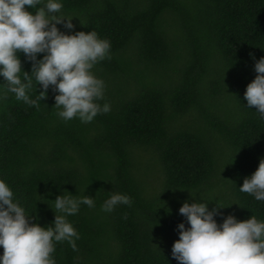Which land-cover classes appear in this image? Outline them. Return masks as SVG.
Returning a JSON list of instances; mask_svg holds the SVG:
<instances>
[{
  "label": "trees",
  "instance_id": "obj_1",
  "mask_svg": "<svg viewBox=\"0 0 264 264\" xmlns=\"http://www.w3.org/2000/svg\"><path fill=\"white\" fill-rule=\"evenodd\" d=\"M62 3L74 28H58L110 41L92 69L110 111L65 121L51 87L38 99L39 82L28 92L36 105L0 99V179L32 221L49 224L63 190L94 196V207L68 216L80 236L75 249L55 242L56 264H181L171 244L177 222L188 226L177 211L184 200L264 220V201L239 190L264 157V118L243 96L264 55V0ZM112 191L132 203L103 211Z\"/></svg>",
  "mask_w": 264,
  "mask_h": 264
},
{
  "label": "clouds",
  "instance_id": "obj_2",
  "mask_svg": "<svg viewBox=\"0 0 264 264\" xmlns=\"http://www.w3.org/2000/svg\"><path fill=\"white\" fill-rule=\"evenodd\" d=\"M62 7V0H0V99L10 92L17 100L36 105L28 92L33 82L35 87L39 82L38 99L51 87L58 117L65 121L77 117L87 123L98 113L110 111L107 101L99 102L105 84L92 69L110 56L111 44L92 29L66 32L58 28V24L74 28L73 16L62 13ZM18 52L31 61L30 71L22 68ZM38 53L42 54L39 58ZM253 68L255 75L243 96L247 107L254 106L264 118V55L254 59ZM239 190L264 201V157L243 178ZM13 196L10 186L0 179V264H56L55 242L67 241L75 249L80 236L68 216L77 213L81 204L95 206L94 196L77 197L63 190L52 199V221L41 225L32 221ZM119 203L130 205L131 197L112 191L101 209L111 212ZM177 211L188 225L184 220L177 222L178 238L171 244V256L181 264H264V220L254 215L237 219L217 206L209 208L203 199L184 200ZM216 216L223 217L219 223Z\"/></svg>",
  "mask_w": 264,
  "mask_h": 264
}]
</instances>
